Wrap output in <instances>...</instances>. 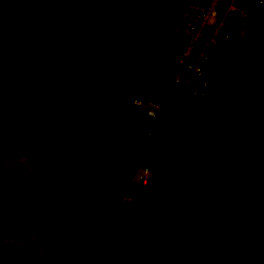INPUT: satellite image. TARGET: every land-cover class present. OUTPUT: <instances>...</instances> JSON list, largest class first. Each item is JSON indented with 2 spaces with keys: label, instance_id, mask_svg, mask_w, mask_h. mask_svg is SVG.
Returning a JSON list of instances; mask_svg holds the SVG:
<instances>
[{
  "label": "trees",
  "instance_id": "trees-1",
  "mask_svg": "<svg viewBox=\"0 0 264 264\" xmlns=\"http://www.w3.org/2000/svg\"><path fill=\"white\" fill-rule=\"evenodd\" d=\"M185 1L0 0L8 27L0 150L14 145V132L42 147L31 180L16 184L0 172V222L45 229L47 262L36 264H91L95 249L113 248L112 264H264V0L250 9L239 43L208 54L201 101L176 99L169 79L179 51L169 44L171 26ZM90 31L121 58L124 71L103 85L112 93L93 95L90 76L100 73L90 65ZM53 67L61 69L56 89ZM133 79L142 88H131ZM146 100L160 104L155 118ZM143 153L152 179L135 183V204L107 210L122 191L90 166L130 172ZM1 251V264H16L10 249L9 262Z\"/></svg>",
  "mask_w": 264,
  "mask_h": 264
},
{
  "label": "built area",
  "instance_id": "built-area-1",
  "mask_svg": "<svg viewBox=\"0 0 264 264\" xmlns=\"http://www.w3.org/2000/svg\"><path fill=\"white\" fill-rule=\"evenodd\" d=\"M261 6L262 0H186L180 6L169 39L170 45L179 48L176 67L169 77L177 86L176 99L186 97L201 101L206 96L211 80L204 73L208 54L221 52L229 43H239L242 25L250 9ZM133 102L139 101L133 98ZM143 104L145 114L155 118L160 105L150 100ZM136 169L130 183L135 181L145 184L151 180L153 170L149 166H137ZM136 202L131 194L124 192L118 199V206L124 207ZM38 255L40 263L45 262L47 249L43 248Z\"/></svg>",
  "mask_w": 264,
  "mask_h": 264
},
{
  "label": "rangeland",
  "instance_id": "rangeland-1",
  "mask_svg": "<svg viewBox=\"0 0 264 264\" xmlns=\"http://www.w3.org/2000/svg\"><path fill=\"white\" fill-rule=\"evenodd\" d=\"M255 15L256 14H254V16ZM257 17L263 18L262 14H261V16L257 15ZM0 18H1V14H0ZM244 26H245V22L242 25L241 34H242L243 29H244ZM85 34H88L90 36L87 39V41L96 51V58L94 61L92 60L93 64L91 63L90 65H91L93 70H96L100 73L97 75V74L91 73V71H89L91 73V76H90L91 78H92V76L97 78V82H95V84L98 83V85L92 86L93 87V95H96V94L102 95L104 93H112L108 90L107 86L110 84L106 83V81L112 75L113 72L115 73V72H119V71H124V69L120 66L121 58H117V57L111 55L112 53H110V54L105 53L103 51V45L99 41V39L95 36L94 31L93 32L90 31L89 33H85ZM52 37L53 36H51L50 38L52 39ZM7 43H8V27L5 26L4 23H2V24H0V44H1L3 50H4V47L8 48ZM63 56H64V58H66L65 60H67V57H66L67 54H63ZM4 58H5V55L2 52V50L0 49V69L5 67ZM70 60L68 61V63L70 62ZM259 66H262V65L260 64ZM60 71H61L60 68H57V69H55L54 67L51 68L50 80L53 82L52 85L55 87L54 89L59 87L58 82H60L59 81L60 79L57 78V72H60ZM103 76L105 77V79L101 80V77H103ZM133 77L134 76H132V78ZM133 81H134V79H133ZM149 81H152V83L157 84V81L155 79L151 78ZM103 85H107L106 89L103 88ZM131 88L139 89V88H142V86H140V84L138 82L134 81ZM114 97H117V102H119V103L127 101V98H121V96L119 97V95H115ZM123 97H125V95H123ZM255 105L256 104H254L253 106H255ZM173 106H174V104H171V107H173ZM206 109H210V107H208ZM223 109H228V108H223ZM23 110L24 111L32 110L31 105L29 103H25V105H23ZM168 113H169V111H168ZM215 115L216 114H214V116ZM56 121L59 124L63 125L67 122V119L65 117H59L56 119ZM162 122H163V119H162L160 125L158 124L159 125V126H157L158 128L155 129L156 132L160 131V129L162 127ZM123 129H125V131H126L125 127H123ZM124 133H122V135ZM148 134H150V133H148ZM13 135L15 138L14 145L8 146V144H7V147H6L7 150L6 151H4V149L0 150V154L2 152H4L3 157L0 158V172H4V173L8 172V175H10V173H11L13 175L12 177H14V181L16 184H23L24 182L31 180L32 177L38 173L37 172L38 171V164H39L38 154H40L42 152V147H41L40 142L36 141L35 139L29 138L28 136H26V138H24L25 136H23V135L21 136L17 132H14ZM8 137H9V135L7 136V138ZM85 153L86 152L83 151V152L79 153V156L84 157ZM246 161L247 160L240 159L238 163H239V165H244V164H247ZM248 164L250 165L251 162H248ZM137 166H142V167L149 166V168H151L154 171V168L148 162V158H146L145 153H143L137 157V161L134 162L133 171H130V172H127L125 170L120 171V169H115L109 165H105V166L101 167L100 164L90 166V168H91V170L94 171V177H97L99 174H101L102 176L106 177L105 179L111 181V183L113 185H115L119 191H122V194L124 192H127V193L132 195V193L130 192L131 189H133L136 186L135 183H140V182H135V181L130 183V181L132 180V176H133L134 172L137 170L136 169ZM152 174H153V172H152ZM150 179H152V177H150ZM262 181L264 183V177H263ZM74 187L75 186L73 184L70 185L71 192L78 193L74 190ZM173 202L174 203H180V202H182V199L177 198V200H175ZM118 205H119L118 201H116V203H112L111 206H108L107 210H115L118 207ZM14 224H17V227H14L13 226ZM10 225L12 226V228L10 227ZM27 226H28V223L26 222V220H25V222L23 220L22 222L17 223L15 220H12V219L9 220V218H8V229H4L2 223L0 222V245L2 244L4 247H7V244L10 243L9 240L14 239V241L15 240H17V241H15V242L13 241V244H15V246H17V243H21L19 240L20 236H23V238L24 237L29 238L27 235H24L26 233V231H29L27 229ZM42 240H40L39 243L34 242L32 244H29V245L27 244L28 242L26 243V249H27V252L29 255L34 256V254H35L36 257L38 256V258H40V256L38 255L37 252H39L41 250L39 247L42 244ZM116 254H117L116 248H113L108 253H102L101 251L99 252V249H95V252H94V255L92 258L93 260H92L91 264H112V260L117 259Z\"/></svg>",
  "mask_w": 264,
  "mask_h": 264
},
{
  "label": "crops",
  "instance_id": "crops-1",
  "mask_svg": "<svg viewBox=\"0 0 264 264\" xmlns=\"http://www.w3.org/2000/svg\"><path fill=\"white\" fill-rule=\"evenodd\" d=\"M14 203H13L12 210L16 211L15 206H14L15 205ZM9 220H11V218H9ZM24 222H25V220H24ZM24 235H27L29 238H26V237L23 238V236H20V239L19 240H20L21 243H17V246L11 245V243H13L14 239H10L9 240L10 243L7 244V252L8 253H7V258H6L8 262H9V259H10V257H9L10 256L9 255V249H10L11 252H13L15 254V256L13 258V263H16L17 264V262H22L23 264L24 263H27L28 264L29 263V260L31 258L34 259V260H36V255L35 254H34V256H31V255L28 254L27 249H26V243L28 242L27 244L29 245V244H32L34 242L39 243L40 240H42V239L44 240L45 239V229H43V228L42 229H38L37 232H32V231L30 232V230H29V231H26V233ZM43 240H42L41 246L39 247L40 249L46 248L45 242ZM15 241H17V240H15ZM2 246L3 245L1 244L0 245V259H3L4 258V254L1 251V247Z\"/></svg>",
  "mask_w": 264,
  "mask_h": 264
},
{
  "label": "clouds",
  "instance_id": "clouds-1",
  "mask_svg": "<svg viewBox=\"0 0 264 264\" xmlns=\"http://www.w3.org/2000/svg\"><path fill=\"white\" fill-rule=\"evenodd\" d=\"M45 246H46V244H45ZM46 249H47V247H46ZM40 251H42V249H41ZM40 251H39V252H40ZM39 252H37V253L39 254ZM47 258H48V256H47ZM39 260H40V258H38V256L36 257V260H34V259L31 258V259L29 260V263H28V264H31V262H34L35 264H36V263H39V262H40ZM45 262H47V259L45 260ZM25 264H27V263H25Z\"/></svg>",
  "mask_w": 264,
  "mask_h": 264
}]
</instances>
